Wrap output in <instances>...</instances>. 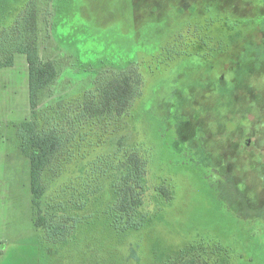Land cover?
Segmentation results:
<instances>
[{
    "label": "rangeland",
    "instance_id": "obj_1",
    "mask_svg": "<svg viewBox=\"0 0 264 264\" xmlns=\"http://www.w3.org/2000/svg\"><path fill=\"white\" fill-rule=\"evenodd\" d=\"M31 3L37 14L41 61L52 62L57 70L53 83L40 94L39 111L59 102L81 103L88 92L96 94L100 84L126 70V64L120 61L126 58L132 60V66L143 76L142 96L133 105L134 110L146 101L155 115L169 117L167 124L173 126L178 113L172 103L180 102L181 115L187 120L177 132L186 143L184 146L199 151L201 141L196 133L205 134L202 146L210 163L219 170L222 184L218 182L221 178L209 169L203 172V180L199 178L193 165L200 164L201 158L189 153L174 155L173 133L166 127L158 135L161 144L171 149L165 158L169 161L167 167L177 168L181 174L157 170L158 163L163 164L156 149L161 145L154 144L155 148L150 145L154 135L148 115L137 122H127V128H122V137L128 136L126 145L140 154L149 156L144 151L150 154L148 149L152 147L154 168L150 165L149 180L155 184L164 181L175 193L173 203L165 208V225H159L149 236L157 243L162 238L174 249L196 244L201 237L217 241L230 254L223 260L208 247L207 259L213 264H264V99L263 102L259 99L264 90L257 94L253 87L254 84L259 90L264 87V38L258 39L262 34L252 31L251 24H247V32L240 40L210 58L211 73L205 76L200 71L196 74L199 63L194 57L183 63L176 74L181 73L179 77L165 71L154 76L149 73L154 71L152 61L140 53L154 54L165 43L172 45L175 37H183L192 24L200 26L206 22L208 5L215 8L216 19L255 17L263 9L253 8L244 0H0V44L8 37L7 30L14 25L17 15ZM225 23L234 28L232 19H226ZM9 34L14 37L17 33L10 28ZM245 48L247 53L243 56ZM7 51L0 45V61L10 55ZM11 57L12 66L0 69V264H92V258L99 253L101 260L108 263L107 254L100 251L101 221L94 220L93 225L87 219L92 235L73 234L65 241H54L42 228L34 226L29 160L20 151L16 132L20 123L30 119L28 69L25 55L13 52ZM165 78L167 84L161 87L155 84L157 79ZM217 80H227L233 85L217 86ZM247 80L251 81V94ZM233 86L234 99L226 104L219 100L211 106L218 95L215 91L231 94ZM153 88L157 92L152 98ZM179 90L185 91L177 93L181 101L174 95ZM237 106H242L241 122L251 131L247 138L232 126L227 115L214 114H229ZM248 139L252 144L247 147ZM110 149L108 141L80 165H70V171L59 178L52 177L41 200L43 209L77 182L83 183L86 177L83 171L91 174L92 165L108 157ZM237 190L243 191L242 200L236 198ZM87 207L90 209L89 203ZM154 241L153 245L161 246ZM144 247L145 242L130 239L123 250L132 259L141 260Z\"/></svg>",
    "mask_w": 264,
    "mask_h": 264
},
{
    "label": "trees",
    "instance_id": "obj_2",
    "mask_svg": "<svg viewBox=\"0 0 264 264\" xmlns=\"http://www.w3.org/2000/svg\"><path fill=\"white\" fill-rule=\"evenodd\" d=\"M10 28L17 33L14 37L9 34ZM10 28L7 30L9 33H6L8 37L0 44L1 48L8 49L10 55L0 61V69L12 66L11 53L25 55L31 113L30 119L20 123L16 132L20 151L29 160L34 226L42 228L47 237L54 241H65L73 234L87 235L90 232L87 228V219L90 218L91 223L94 220L101 221L99 224L102 226L103 240H99L102 244L100 251L107 254L108 263L101 260L103 257L99 253L92 258V264H213L211 259H207L208 247L218 257L226 260L230 252L217 241L201 237L196 244L174 249L162 238L160 241L164 244L155 242L153 236H149L159 225H165V208L173 203L175 193L173 187L166 185L164 181L155 184L149 180L150 165L154 168L152 147L148 149L150 154L144 151V154L149 156L140 154L133 146L126 145L128 136L122 137L121 131L122 128L124 130L127 128V122H137L148 115L154 135L150 145L153 148L154 144L161 145L156 149L158 159L162 160L163 164L158 163L157 170H165L173 175L181 174L177 168L173 170L167 167L169 161L165 158L170 155L171 149L175 156L185 153L195 158L198 156L188 146H184L186 143L177 132L181 124L187 120L181 115L180 102L178 104L170 102L173 109L177 108L178 113L173 126L167 124L169 117L155 115L147 107L146 101L139 109L134 110L133 105L139 103L142 96L143 76L132 66V60L121 58L120 61L126 64V70L100 84L96 94L88 92L81 103L71 100L59 102L55 107L49 106L39 111L40 94L53 83L57 70L52 62L41 61L38 50L37 14L32 3L23 8ZM164 45L165 47L154 54L140 51L152 61L154 71L150 70L149 73L154 76L162 71L169 74L173 72L176 75L185 61V56L181 52V36L175 37L172 45L166 43ZM138 54L137 52L136 55ZM167 79H157L155 84L161 87L167 84ZM156 92L157 90L153 88L152 98ZM72 102L75 104L72 105ZM164 127L170 128L173 133L171 149L161 144L163 141L158 135V131ZM108 141L112 147L108 157L94 163L91 174L90 171L87 174L84 170L86 176L84 182H77L70 191H64L61 196L54 197V200L50 201L53 205L48 203V208L44 210L41 200L48 183L70 171V165H80L92 153L107 145ZM193 168L197 170L201 180L203 172L208 169L220 178L214 169L206 168L202 162L194 164ZM218 182L222 184L223 179ZM220 187L218 190L223 194ZM88 203L90 209L87 207ZM85 219L86 223L83 222ZM235 222L232 223L235 225ZM130 239L145 242L141 260L132 259L125 254L123 249ZM152 241L161 246L153 245ZM110 260H113V263Z\"/></svg>",
    "mask_w": 264,
    "mask_h": 264
},
{
    "label": "flooded vegetation",
    "instance_id": "obj_3",
    "mask_svg": "<svg viewBox=\"0 0 264 264\" xmlns=\"http://www.w3.org/2000/svg\"><path fill=\"white\" fill-rule=\"evenodd\" d=\"M249 6L253 7V8H259V9H263V12L261 14H258L257 16H253V17H247V18H234V17H224V18H217L215 17V8L212 5H208L206 6V11H208L207 13L209 14V16H207L206 22H204L203 24H201L200 26L197 25H193L190 26L189 28H186L188 31H186V34H183V37L181 36L182 39V47H181V52L182 55L185 56V61L184 63H186L188 58L194 57L197 58V63H199L197 65L196 68V74L199 73L200 71V75L201 76H205V75H209L211 73V71L209 70V61L210 58L213 57L215 54L218 55L221 51L224 50V47L228 46L230 43L235 42L237 40H240L244 33L247 32V24H251L252 27V31L254 30L256 33L262 34L261 37L259 38H264V0H244ZM232 19V22L235 24L234 28H230L226 25V19ZM203 19V18H202ZM262 23L261 26L259 25V23ZM189 34V35H188ZM242 35V36H240ZM186 40V41H185ZM250 52V51H248ZM247 53V49L245 48L244 53H242L243 56H246ZM251 66V65H250ZM179 77V75H178ZM218 81V80H217ZM219 84H217V86H223L225 84H230L233 85L232 83L228 82L227 80H224L223 82H221L220 80L218 81ZM251 81L247 80V90L248 92H251ZM222 84V85H221ZM254 90L257 91V94L259 91L264 90V87L259 90L255 84H254ZM214 89V87H213ZM184 91V90H183ZM182 90H179L177 92L174 93L175 96H177L178 92H183ZM215 91V90H214ZM256 91H254V93L256 94ZM185 92V91H184ZM235 87L233 86V93L231 94H227V92H225L224 90H219V91H215L216 94H218L212 104H216L219 100L220 101H224V103L226 104L228 101L234 99V95H235ZM256 97V96H255ZM247 98H249V96L247 95ZM178 99L179 95H178ZM259 99L261 102L262 99H264V96H259ZM181 101V100H180ZM210 106V107H211ZM226 106V105H225ZM227 107V106H226ZM203 107L199 108L200 111H202ZM208 110V108H206ZM213 112V111H212ZM198 113V112H197ZM214 114H223V115H227L230 119V122L232 124L233 127H236L239 131H241V134L244 135L246 138L248 135H250L251 131L249 127H247L246 125L243 124V122H241V119L243 118L244 115V110H242V106H237L232 108V110L229 112V114L224 113H217L214 112ZM250 116V114L247 111V118ZM233 117H237L236 120L233 119ZM187 119V118H186ZM243 125V126H242ZM253 132V131H252ZM196 136L200 139L201 141V145H199V151H194L196 153V155L203 159L202 161V165L205 166L206 168H212L215 170L217 176H221L219 170H217V168L210 163V160L208 159V154L207 152H205L203 146H202V142L205 138V134L201 131H197ZM254 140V139H253ZM234 141V140H233ZM235 142V141H234ZM236 143V142H235ZM252 142L251 139H248L246 141V145L251 146ZM240 147L243 149L244 148V143H242L240 145ZM251 152V151H249ZM248 153V152H247ZM227 177H229L230 179L232 178L230 175H227ZM222 178V177H220ZM224 182V180H223ZM243 191H239L237 190L235 195L236 198H238L239 200H242L243 198Z\"/></svg>",
    "mask_w": 264,
    "mask_h": 264
}]
</instances>
